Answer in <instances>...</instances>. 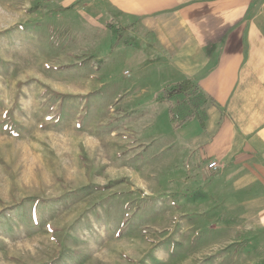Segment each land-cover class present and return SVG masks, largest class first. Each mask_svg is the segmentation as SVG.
I'll return each instance as SVG.
<instances>
[{
  "label": "rangeland",
  "instance_id": "1",
  "mask_svg": "<svg viewBox=\"0 0 264 264\" xmlns=\"http://www.w3.org/2000/svg\"><path fill=\"white\" fill-rule=\"evenodd\" d=\"M60 1L0 0V264H264L260 175L219 180L174 129L201 92L156 99Z\"/></svg>",
  "mask_w": 264,
  "mask_h": 264
},
{
  "label": "crops",
  "instance_id": "2",
  "mask_svg": "<svg viewBox=\"0 0 264 264\" xmlns=\"http://www.w3.org/2000/svg\"><path fill=\"white\" fill-rule=\"evenodd\" d=\"M66 2L116 26L115 54L152 94L183 79L197 86L204 126L193 118L179 134L221 165L219 180L250 172L264 182V0Z\"/></svg>",
  "mask_w": 264,
  "mask_h": 264
},
{
  "label": "trees",
  "instance_id": "3",
  "mask_svg": "<svg viewBox=\"0 0 264 264\" xmlns=\"http://www.w3.org/2000/svg\"><path fill=\"white\" fill-rule=\"evenodd\" d=\"M196 91H198V88L190 79H183V80H180V81H177L174 83H170V84L166 85L165 87H163L161 90L162 96L160 97L157 95L156 99L162 100V101H169L172 98H175L177 96L189 95V94H192ZM193 118H198L200 126L201 127L204 126L202 118L198 115V112H195L191 116L185 118L180 123H175L174 129L180 127L184 122L187 123V122L191 121ZM172 120L173 119L171 117V121Z\"/></svg>",
  "mask_w": 264,
  "mask_h": 264
},
{
  "label": "built area",
  "instance_id": "4",
  "mask_svg": "<svg viewBox=\"0 0 264 264\" xmlns=\"http://www.w3.org/2000/svg\"><path fill=\"white\" fill-rule=\"evenodd\" d=\"M208 168H209L210 170H216V169L218 168V164H217V162H216V161H210V162L208 163Z\"/></svg>",
  "mask_w": 264,
  "mask_h": 264
}]
</instances>
